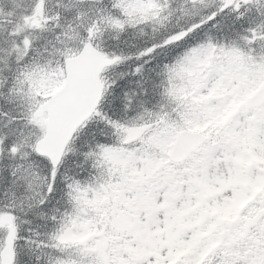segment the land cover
Masks as SVG:
<instances>
[{
    "label": "snow or ice",
    "instance_id": "obj_1",
    "mask_svg": "<svg viewBox=\"0 0 264 264\" xmlns=\"http://www.w3.org/2000/svg\"><path fill=\"white\" fill-rule=\"evenodd\" d=\"M0 264H264V0H0Z\"/></svg>",
    "mask_w": 264,
    "mask_h": 264
}]
</instances>
